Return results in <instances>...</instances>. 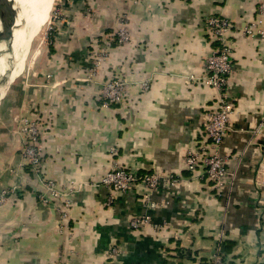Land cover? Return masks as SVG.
Returning <instances> with one entry per match:
<instances>
[{
    "label": "crops",
    "instance_id": "1",
    "mask_svg": "<svg viewBox=\"0 0 264 264\" xmlns=\"http://www.w3.org/2000/svg\"><path fill=\"white\" fill-rule=\"evenodd\" d=\"M261 3L58 5L53 53L39 71L44 82L31 94L22 88L24 109L33 108L30 119L39 125L37 171L21 165L20 137H0V191L11 196L0 207V264H207L215 251L225 264H264ZM209 17L231 25L232 111L218 152L232 178L221 191L185 164L187 153L207 142L205 114L217 109V91L201 81L206 57L220 48ZM250 21L257 22L252 36L242 32ZM122 32L127 38L119 44ZM107 34L114 35L108 46ZM115 78L126 82L125 97L104 106L100 87ZM115 166L170 177L151 192L153 208L141 185L111 193L101 183ZM135 216L149 224L131 228Z\"/></svg>",
    "mask_w": 264,
    "mask_h": 264
},
{
    "label": "built area",
    "instance_id": "2",
    "mask_svg": "<svg viewBox=\"0 0 264 264\" xmlns=\"http://www.w3.org/2000/svg\"><path fill=\"white\" fill-rule=\"evenodd\" d=\"M67 0H58V5H63ZM259 12L264 13V3L260 4ZM53 21H59V14H53ZM212 35L220 43V48L212 51L205 59V74L201 77V81L217 91V109L208 111L205 114L203 130L206 143H201L195 149H191L186 157V168L191 172L202 171L205 177L211 181L218 191H221L230 183L232 175L225 167L224 159L219 155L218 148L222 143L224 136L229 130V116L232 111V105L227 100V80L230 69V47L227 42V36L231 30L229 21L222 17H209L206 20ZM257 27L256 21H250L243 29L244 34L252 36ZM258 34L264 35L263 32L257 31ZM118 43L121 44L126 40L124 32L118 33ZM106 44L114 41L113 34H107ZM98 60V58H95ZM98 61L95 62V66ZM126 82L123 79H110L103 83L100 87V96L103 99V105L120 103L125 97ZM22 119L19 127L21 138L20 161L21 165H31L32 168L38 169L40 165V147L38 145L39 125L30 117ZM30 119V120H28ZM170 179L169 176L154 173L143 176H137L131 171L125 170L119 166L111 168L101 179V183L110 190L111 193L124 192L133 188L135 185H141L144 192L143 198L148 208H153L154 203L150 202L151 192L157 190L165 180ZM174 184L175 180L170 181ZM48 184V183H47ZM51 187V184H48ZM10 191L3 189L0 191V207L7 204L10 200ZM55 196L61 194L53 193ZM112 202V196L107 199V204ZM129 226L133 229L141 228L149 224L147 216H135L130 218ZM116 250L113 249V253ZM207 264H225L219 251L213 252L209 257Z\"/></svg>",
    "mask_w": 264,
    "mask_h": 264
},
{
    "label": "rangeland",
    "instance_id": "3",
    "mask_svg": "<svg viewBox=\"0 0 264 264\" xmlns=\"http://www.w3.org/2000/svg\"><path fill=\"white\" fill-rule=\"evenodd\" d=\"M26 5V1L20 3L21 12H24ZM58 7V0H52L44 25L33 34L28 33V30L24 29L26 38L24 42L26 45L20 42L15 44L17 48L22 47L24 49L27 47L21 68H19L16 60L7 58V55H5V72L0 74V137L5 136L8 138L10 135L20 137L19 127L22 119H25L23 117L24 113L26 111L29 113L33 112V108L29 110L31 106H27L26 110L24 109L22 88L24 87L27 93L30 90L33 92L36 87H39L44 82L40 79L39 71L48 69L46 61L49 60L53 53V34L57 31V27L52 17ZM17 26L14 25L13 32ZM31 91L29 92L30 94L32 93ZM0 145L1 148L2 144ZM21 147V144L20 148L17 145L15 147L19 151V155Z\"/></svg>",
    "mask_w": 264,
    "mask_h": 264
},
{
    "label": "bare ground",
    "instance_id": "4",
    "mask_svg": "<svg viewBox=\"0 0 264 264\" xmlns=\"http://www.w3.org/2000/svg\"><path fill=\"white\" fill-rule=\"evenodd\" d=\"M24 1L27 2V5L24 8V12H21L22 8L19 5ZM51 1L52 0H13L14 8L12 10L10 22L18 26L14 30L12 36L11 56L16 60L19 68H21L27 47L24 49H22V47L17 48L15 44L20 42L21 44L26 45L24 42L26 40L24 29L28 30V33L33 34L44 25L48 17V10L50 9ZM4 48H6V45L0 43V74L5 72V55H1L4 52Z\"/></svg>",
    "mask_w": 264,
    "mask_h": 264
},
{
    "label": "water",
    "instance_id": "5",
    "mask_svg": "<svg viewBox=\"0 0 264 264\" xmlns=\"http://www.w3.org/2000/svg\"><path fill=\"white\" fill-rule=\"evenodd\" d=\"M13 8V0H0V43L6 45L2 56L7 55V58L12 59L14 58L11 56V41L14 24L10 21Z\"/></svg>",
    "mask_w": 264,
    "mask_h": 264
}]
</instances>
